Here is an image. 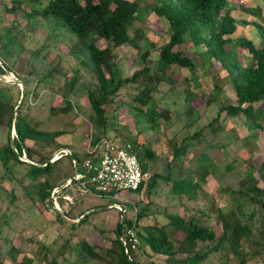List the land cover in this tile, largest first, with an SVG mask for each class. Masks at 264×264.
<instances>
[{"label":"trees","instance_id":"obj_1","mask_svg":"<svg viewBox=\"0 0 264 264\" xmlns=\"http://www.w3.org/2000/svg\"><path fill=\"white\" fill-rule=\"evenodd\" d=\"M229 1L151 0L150 4L140 8L135 0H47L44 4L39 0H26L29 11L24 13V17L26 23L31 25H36L39 20H49L53 24L57 22L82 45L87 59L79 61V63L81 67L91 72L93 77L90 82H87L85 91L91 110L90 125L94 131L100 130L102 134L105 133L108 125V111L104 106L114 102L119 89L128 87L136 91L126 108L127 113L129 112L131 115L136 113L137 115L136 119L132 121L135 134L131 135L125 131V135L117 140L116 144L123 143L119 146L129 145L130 152L135 155L141 171L147 173L155 154L150 146L137 144L136 137L141 136L143 129L157 130L160 120L167 118L168 110L164 107L158 110L157 101H153V95L159 86L166 84L170 95L182 86L181 92L183 94L185 92L182 98V102L185 103L182 112L183 127L191 126L196 119V115H193L194 110L190 106V99L192 100L194 96L187 90V83L181 85L187 81V78H183L179 74L181 70L193 71L195 65L190 58L183 55L182 50L175 49L178 45L188 44L192 48L201 50L197 53L200 67L208 71L214 70L208 74L213 98L222 91V87L226 84L230 85L235 97L234 104L230 102L221 104L215 117L205 127L210 128L214 135L221 131L226 120L237 117L248 132L244 144H253L260 135L264 151V128L261 124L264 114L259 106L264 102V28L253 23L260 36V41L257 44L241 37L230 38L236 27L234 19L230 15L233 8L229 5ZM21 4V0H12L9 8L13 10L21 7ZM9 8L4 7V11L9 12ZM147 13L153 14L164 24L165 40L155 49L157 57L154 61L149 59L150 51L145 49L139 54L141 66L134 70L130 76L121 77L116 66L114 51L123 45H129L135 50L139 49L137 43L143 37L133 28V23L140 21L141 16ZM255 13L259 15V9L256 8ZM6 30L7 32L4 33L6 42L0 45L1 60L14 51L15 43L18 42L19 47L21 46L13 29L7 28ZM130 32H132L131 37L129 36ZM98 41H104L107 45L98 47L96 45ZM241 51H245L247 54L244 65L240 60L239 53ZM69 53L74 56L76 51L69 50ZM3 68L9 70L3 62L0 65V76L5 73ZM54 69H49L48 73H52ZM77 72L78 70H75V73ZM220 72H224L223 77L218 76ZM19 81L24 88V95L15 112L14 135L11 140L13 149L9 145V124L17 100L12 101L10 97L0 91V126L6 124L7 127V141L3 149L0 150V163L5 171H8L10 166L23 165L25 167L23 176L28 178V193H32L40 202H47L51 206L50 194L54 188L59 187L72 177V163L65 154H59L55 160L48 163L57 150L68 151L66 146L57 142V138L64 132L42 128L40 121L33 119L27 113H22V108L27 107L25 98L28 92L24 81ZM39 82L40 80L37 79L36 84ZM76 82L77 78L72 76L64 83V87L60 91L63 107L51 108L52 113L66 114L72 111L75 105L72 104L71 97L78 93V90L74 89ZM0 85L6 91L16 89L18 92L17 86L14 84H6L0 80ZM18 97L19 93L16 98L18 99ZM175 97L178 98V96ZM115 106L117 105L114 104ZM113 109L110 110V114L115 111ZM220 114H223L220 117L221 125L215 126ZM201 131L203 129L195 132L189 140L194 139ZM89 135L91 146L104 137L93 135L92 132ZM174 140L175 138L172 136L167 142L172 149L171 161L167 164V174L164 176L156 173L148 174L145 182L137 191L146 189V193H149L155 188L157 182L163 181L169 184L170 191L176 198L185 196L187 200L196 202L199 195L202 197L206 195L202 189L204 179L214 171V166L205 164L199 167V170L195 169L192 172L184 169L182 157L187 150V146L183 143L185 137L181 138L178 145H175ZM26 141L31 143L30 146H26ZM85 146L86 144L80 155L68 151L76 166L78 160H82V171L77 170V174L84 178L89 177L91 172L85 170L83 163L88 160L94 165L96 162L94 155L86 153ZM22 154L31 163L20 161L18 157ZM32 155L36 157L35 161L31 160ZM246 166L247 169L239 179L236 189L228 190L229 207L224 210L216 209L221 229L218 237L206 225V218H209L208 212L211 206L206 209L207 211L199 207L186 218L183 215H167L165 224L161 226L147 225L141 228V233L137 231L140 243H143L149 255L162 256L163 264H200L209 253L221 249L225 252V259H227V255L235 257L237 264H247L248 261H252L256 257L264 260V154L259 157L256 164L250 162ZM252 174H256L257 178H253ZM41 177L43 179L40 181ZM81 180L75 182L80 184ZM259 182L262 187H258ZM68 188L57 196L67 192ZM56 202L60 207L61 200L57 199ZM247 206L250 209H247ZM115 211L118 216V210ZM102 212L104 211H94L87 215H83V212L80 214L83 216L82 218L72 222L64 219L65 213L61 215L53 210L55 218L67 226L70 231L82 228L84 224L89 226V229L83 236H76L74 241H72L73 236L67 238L49 260L43 256L41 259L45 261V264H58L56 257L62 256V251L65 249L74 255V262L78 264H150V259L148 262L138 260L137 252L144 249L140 246L136 251L127 247L126 256L116 235L118 221L110 230L91 223V217ZM256 214H258L257 217ZM142 217L143 213L140 210L135 216V229L136 223ZM123 224H129L125 211L119 228L120 236H122ZM109 231L113 237L104 235ZM93 232L106 238L107 247L103 248L95 242L87 241L86 238ZM197 245H201V247ZM135 255L138 256V259ZM31 263L30 260L22 258L15 264Z\"/></svg>","mask_w":264,"mask_h":264},{"label":"rangeland","instance_id":"obj_2","mask_svg":"<svg viewBox=\"0 0 264 264\" xmlns=\"http://www.w3.org/2000/svg\"><path fill=\"white\" fill-rule=\"evenodd\" d=\"M11 1L0 0V45L6 42V36H4V33L7 32L6 29L11 28L18 36L17 39L21 46L19 47L18 42L15 43L16 50L14 49L10 55L7 54L2 58L10 71L7 70L8 72L0 77L3 78L1 81L6 84H11L9 81L12 80V77L24 81L28 94L25 98L27 107L22 108V113H27L33 119L40 121L42 128L50 131L62 130L64 134L57 138V142L66 146L69 152H76L78 155L82 153L90 132L93 135L109 138L114 143H117V140L125 135V131L134 135L135 128L132 126V121L136 119L137 115L136 113L132 115L127 113L126 108L136 91L128 87L119 89L114 102L104 106L108 111V125L105 133L102 134L100 130L94 131L90 125L91 110L85 91L87 82H90L93 77L91 72L81 67L79 63V61L87 59L82 45L57 22L53 24L49 20H39L36 25L27 24L24 17V13L29 11L26 0H21V7L13 10L9 8ZM39 1L44 4L47 0ZM135 1L140 8L151 2V0ZM229 5L233 8L230 15L234 19L236 27L230 38L241 37L257 44L260 41V36L253 23L264 28V0H230ZM4 7L9 8V12H5ZM256 8L259 9V15L255 13ZM133 28L143 37L137 43L139 49L135 50L129 45H123L114 51L116 66L121 77L130 76L134 70L141 66L139 54L145 49L150 51L149 59L154 61L157 57L155 49L165 40L164 24L151 13L143 14L140 21L133 23ZM131 34L132 32L129 34L130 37ZM96 45L104 47L107 43L98 41ZM175 49L182 50L183 55L190 58L195 65V69L191 72L189 70L179 72L181 77L187 78V81L181 85L187 83V90L194 96L192 100L190 99V106L194 110L193 115H196L195 122L187 128L183 127L182 112L185 106L184 101L182 102L185 94V92L184 94L181 92L183 87L177 88L170 95L167 85L161 84L153 95V101H157L158 110L162 107L168 110L167 118L160 120L159 127L155 131L143 129L141 136L136 137V140L137 144L150 146L155 154L147 174L156 173L164 176L167 174V164L170 163L172 157V149L167 142L174 136L175 145H178L181 138L185 137L183 143L187 146V150L182 157V167L192 172L195 169L199 170V167L205 164L214 166V171L204 179L202 189L206 195L204 197L199 195L196 202L187 200L185 196L176 198L171 193L169 184L159 181L149 193H146V189L139 192L112 191L111 198H106L103 195L83 193L79 184L74 182L69 186L67 192L54 199L59 213L66 214L64 219L76 222L81 217V213L98 209V211L104 212L91 217V223L110 230L118 221L119 214L117 216L116 209L108 208V206L116 203L124 207L126 217L129 218L135 217L142 210L143 217L136 223V231L141 233V228L144 226L165 224L167 215H183L186 218L199 207L206 210L211 206L208 212L209 218H206V225L213 230L216 237L220 235V222L216 209L224 210L229 207L228 190L236 189L239 179L247 169L246 164L250 162L256 164L259 157L264 154L262 137L259 135L253 144L245 145L248 132L237 117L226 120L221 131L214 135L210 128L205 127L215 117L221 104L235 103L233 91L230 85L226 84L222 87V91L213 98L208 74L214 70L208 71L200 67L197 53L201 50L192 48L188 44L178 45ZM69 50L76 51L75 57L69 53ZM37 51L38 53H36ZM239 54L241 63L244 65L247 54L245 51H241ZM2 60L0 59V65L3 63ZM51 68L55 69L49 74L48 71ZM75 70L78 72L75 73ZM223 75L224 72L218 73L219 77H223ZM72 76L77 78L74 89L78 90V93L71 97V102L75 107L66 114L52 113L51 108L63 107L60 91L63 89L64 83ZM37 79L40 80L38 84H36ZM178 81L180 82L181 79ZM17 89L18 92L16 89L6 91L0 85L1 93L10 97L12 101L17 100L16 104L19 100V97L16 98L17 94H20L18 86ZM175 96L178 98L176 99ZM175 100L177 101L174 103ZM114 104L117 106L114 107ZM259 106L264 114V102ZM112 108L115 111L110 114ZM222 116L223 114L219 115L215 126L221 125L220 117ZM261 124L264 128V119ZM202 129L200 134L189 140L195 132ZM6 130V124L0 126V150L3 149L7 141ZM25 144L30 146L31 143L26 141ZM31 158L32 161L36 160L34 155ZM19 160L31 163L24 154ZM76 167L79 172L82 171L81 159L78 160ZM24 172L23 165H13L8 171H5L0 163L1 264H15L22 258L30 260L31 264H45V261L41 259L43 256L49 260L67 238L73 236L72 241H74L76 236H83L89 229V226L84 224L82 228L70 231L67 226L60 223L53 214L55 209L52 206H49L47 202H40L35 195L28 193V178L23 176ZM252 177L257 178L256 174H252ZM39 179L41 181L43 177ZM258 187H262L260 182ZM57 199L61 200L60 207L56 202ZM247 209L250 207L247 206ZM257 216L258 214H256ZM104 235L113 237L110 231ZM86 239L103 248L108 245L106 238L97 232L90 233ZM197 246L201 247V245ZM141 247L144 248L142 242L140 243ZM62 253V256L56 257L58 264H78L74 262L75 257L72 253H68L66 249ZM137 255H139V259L135 255L136 259L141 262H148V259H150V264H163L164 262L162 256H150L146 248L137 252ZM225 257V252L219 249L209 253L200 264H237L235 257L228 255L227 259ZM247 264H264V260L256 257L252 261H248Z\"/></svg>","mask_w":264,"mask_h":264},{"label":"built area","instance_id":"obj_3","mask_svg":"<svg viewBox=\"0 0 264 264\" xmlns=\"http://www.w3.org/2000/svg\"><path fill=\"white\" fill-rule=\"evenodd\" d=\"M85 151L88 155H94L96 162L94 165L88 160L83 163L85 170L91 172L89 177L84 178L82 175H77V180L82 179L79 188L83 193L101 194L106 198H111L112 191H137L148 177L147 173L141 171L135 155L130 152L129 145L119 146L109 138L101 137L91 146L89 135ZM57 157H53L51 161ZM114 208L119 210V205L114 204ZM127 219L129 224L122 225V236L118 237L125 254H127V247L136 251L140 246V240L134 227L135 217H127Z\"/></svg>","mask_w":264,"mask_h":264},{"label":"water","instance_id":"obj_4","mask_svg":"<svg viewBox=\"0 0 264 264\" xmlns=\"http://www.w3.org/2000/svg\"><path fill=\"white\" fill-rule=\"evenodd\" d=\"M4 72H8L6 68H3ZM0 80H3L2 77H0ZM9 82H11V84H14L16 86L19 87V90H20V94H19V100H18V103L17 105L14 107L13 109V113H12V116L10 118V124H9V131H10V136H9V145L10 147L13 149L12 145H11V140H12V137L14 135V130H13V123H14V119H15V112L17 110V107L21 101V99L23 98V95H24V88L23 86L21 85L20 81H18L17 79L13 78L12 77V80H10ZM60 153H64L65 155H67L69 157V159L71 160V163H72V177L67 180L66 182H64L62 185H60L59 187L57 188H54L51 192V197H50V203H51V206L55 209V211H57L59 213V209L55 206L56 203H55V197L63 190H65L66 188H68L72 183H74L76 180H77V167L75 165V161L73 160V158L70 156V154L68 153L67 150H64V149H59L57 150L52 157H56L58 156ZM18 158H21L18 157ZM55 160V159H54ZM49 162H52L51 160L48 161ZM56 207V208H55ZM108 208H114V205H109ZM94 211H98V209H92L88 212H85L83 215H87V214H90ZM119 216H118V224H117V229H116V235L119 237V228H120V225H121V221H122V218H123V212H124V207L123 206H119ZM83 216H81L80 218H82ZM127 256V254H126Z\"/></svg>","mask_w":264,"mask_h":264}]
</instances>
